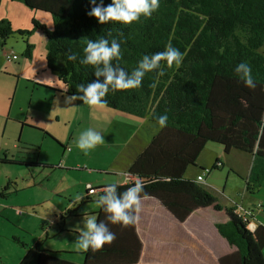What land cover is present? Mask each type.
I'll list each match as a JSON object with an SVG mask.
<instances>
[{
    "label": "trees",
    "instance_id": "obj_1",
    "mask_svg": "<svg viewBox=\"0 0 264 264\" xmlns=\"http://www.w3.org/2000/svg\"><path fill=\"white\" fill-rule=\"evenodd\" d=\"M8 1L49 14L52 28L33 18L31 30H13L8 19H0V49L8 38L17 35L25 38L23 56L31 59L34 46L28 38L40 31L45 38L46 67L63 84L68 97L80 94L77 85L103 79L95 77L93 66L79 62L84 57L85 39H122L121 58L113 63L129 73L144 55L162 52L169 43L184 54L180 66L169 67L161 61L162 68L147 73L139 88H110L104 98L106 108L144 118L158 128L125 174L140 178L147 198L156 200L179 223L201 209L223 212L225 221L216 223L215 228L235 251L219 258L218 264H264V227L256 225L250 232L246 222L235 214L234 205L222 207L196 178L183 177L189 166L196 165L206 143L214 142L225 153L238 150L251 155L246 191L264 183V55L260 52L264 46V0H158L159 7L151 16H141L130 25L113 21L100 24L88 15L90 0ZM111 2L104 0V5ZM70 53H76L78 59L69 61ZM240 62L251 66L256 87L227 90L217 79L239 80L234 69ZM164 114L168 121L160 127L156 121ZM0 161L58 168L35 160ZM135 180L118 185V194ZM105 187H92L91 195L87 189L79 204L92 201L91 196L98 198ZM69 214L68 209L60 216L58 233L64 232V217ZM95 215L98 222L104 220L116 238L110 245L82 252L80 264H137L142 243L136 222L127 227L111 224L100 207ZM59 253L42 250L37 242L19 264H79Z\"/></svg>",
    "mask_w": 264,
    "mask_h": 264
},
{
    "label": "rangeland",
    "instance_id": "obj_2",
    "mask_svg": "<svg viewBox=\"0 0 264 264\" xmlns=\"http://www.w3.org/2000/svg\"><path fill=\"white\" fill-rule=\"evenodd\" d=\"M35 32L31 41L39 54L43 46L38 43L40 33ZM24 41L25 38L13 35L0 49V156L37 160L58 168L0 163V264H19L28 248L37 242L42 250L60 252L61 257L80 264L85 249L79 248L76 241L86 218L99 209L96 196L81 205L80 198L91 186H104L103 182L113 177L125 179L128 167L158 128L144 118L106 107L89 106L80 100L66 102L65 93L57 92L56 98L51 99L44 90H35L34 82L15 71L22 68L23 73L28 74L42 64L38 56L34 63L24 58ZM9 50L18 56L13 63L4 59V52ZM260 52L264 55V46ZM217 80L227 90L248 89L239 80ZM89 128L100 132L105 144L85 155L76 142L80 133ZM45 132L62 144V158V148ZM69 158L68 165L76 167L62 170L58 163L63 164ZM251 163L252 157L247 153L238 150L225 153L221 145L208 142L199 153L196 165L189 166L183 177L194 180L203 168V181L198 184L222 207L237 200L240 206L236 211L242 219L241 211L257 204L260 208L263 206L264 183L242 196ZM156 204L154 202L153 212L139 211L137 233L144 248L137 264H217L216 257L202 253L210 247L206 242L211 239L212 222L217 221L212 215L197 214L183 228ZM68 209L71 214L64 217V232L58 233L60 216ZM220 242L227 251L225 243ZM189 243L198 249H193Z\"/></svg>",
    "mask_w": 264,
    "mask_h": 264
},
{
    "label": "clouds",
    "instance_id": "obj_3",
    "mask_svg": "<svg viewBox=\"0 0 264 264\" xmlns=\"http://www.w3.org/2000/svg\"><path fill=\"white\" fill-rule=\"evenodd\" d=\"M90 5L88 15L96 18L100 24L113 21L121 25H130L138 21L141 16L149 17L159 7L158 0H112L107 6L104 5V0H99V3L97 0H90ZM118 35L122 37L123 34L118 33ZM122 42V39L112 38L109 41L103 37L97 40H84V57L79 62L82 65L93 66L95 77L103 79H96L86 85H77L76 90L80 94L68 97L66 102L80 100L89 106L104 108L107 106V100L104 98L110 88L111 90L139 88L147 73L162 68L161 61L166 62L169 67L173 64L178 67L184 60V54L169 43L162 52L144 55L135 69L129 73L118 64L113 63L114 60L119 61L121 58ZM67 59L76 61L78 56L76 53H70L67 55ZM234 72L246 87L250 89L256 87L252 68L247 62L238 63ZM160 74L162 75L163 72L161 71ZM167 121L168 116L164 114L159 116L156 122L160 127H164ZM102 144H105V141L101 133L91 128L82 131L76 142L77 148L82 150L85 155ZM117 187L116 183L108 184L104 188L103 194L97 198L96 204L107 214L106 219L111 224L127 227L135 224L137 219L135 213L140 209L141 200L146 199L148 194L144 193L145 185L140 178H137L132 186L119 194ZM115 238V233L109 229L104 220L98 222L95 215H89L84 221V229L80 232L76 244L85 250L90 247L100 249L104 245H110Z\"/></svg>",
    "mask_w": 264,
    "mask_h": 264
},
{
    "label": "crops",
    "instance_id": "obj_4",
    "mask_svg": "<svg viewBox=\"0 0 264 264\" xmlns=\"http://www.w3.org/2000/svg\"><path fill=\"white\" fill-rule=\"evenodd\" d=\"M3 18L9 20L13 30H29L30 27H32L31 20L33 18L36 21H38L39 23H41L44 26H46V28H48V29L52 28V20H51V17H50L49 14L44 13V12H33V11H30L23 4H21L19 2H12V1H8V0H2L1 3H0V19H3ZM35 33H40V36H39V39H38V43H39L40 46H43V49H41L39 51V54H37V48H36V46H34L33 42L31 41V38L34 35L33 36L31 35L32 37L30 36L28 38V42L30 44H33V46H34V48L32 50V53H31V59H26L25 57L24 58L27 61H29L31 63H34L35 60H36V57L38 56V59L42 60L41 61L42 64L39 65L38 69H36V70L33 69V71L28 73V74H24L22 68H16L15 71L19 72V75H24L25 78H27V79L31 80L32 82H34L35 86H36L35 90L40 88L38 90H44V92L47 94L48 97H50L51 99H54L57 96V92L58 93L59 92L64 93L65 87L63 86V84L60 81H58L57 77L54 74H52L47 69L46 61H45V49H44L45 38H44L43 34L40 31H36ZM56 116L58 118V115H56ZM40 127L45 129L47 132H50L49 129L45 128L44 126H40ZM47 132H45L46 135L48 137H51ZM52 140H54L59 145V147L62 148V152H61V158H62V156L64 154V152H63L64 148H63L62 144L59 141H57L56 139H54V138H52ZM66 150L68 151V148ZM4 158L8 159V160H17V161H32V160L8 158L6 155H3L2 158L0 156V160H2ZM35 161H37V160H35ZM68 161H70V158L67 161L64 160L63 164L58 163L59 166L61 165L60 168H62V170L69 171L71 169V167H76V166H69L68 165ZM0 163H2V162L0 161ZM43 164L53 165V164H47V163H43ZM77 167L80 168L79 164L77 165ZM111 172L114 173L115 169H113ZM120 178H121V176L120 177H113L112 180L103 182L104 186H99V188L100 187H105V186H107L110 183H116L117 185H123V184H127L128 183V182L125 181V179H120ZM88 185L89 184H87V186ZM87 186H86V188H87ZM89 186H91V185H89ZM91 187H93V186H91ZM244 189H245V187H244ZM244 189L242 190V192L244 193L242 196L247 194V191H244ZM86 190H85V193H86ZM154 202L157 203L156 205L159 207L160 210H162L163 212H165V213L170 215V213L164 207H162L156 200L151 199V198H147V199H142L141 200L139 211L141 209H146V210H149L150 212H153V210H155L153 208L154 207V205H153ZM235 204L238 205L237 200H233L232 203H228L227 206H225V207H232ZM247 204L251 205V203H247ZM257 205L255 206L257 209L255 207H254L255 209L254 208H246V209H249V210L252 211V218H250V220L252 222H254L257 226L260 225V226L264 227V199L262 200V205H263L262 208H258ZM139 211L136 212V217H137V219H136V229H137V231H138V223L137 222H138V219H139ZM15 212H17V211L15 210ZM197 214H199V215H205V214L212 215L213 218L217 220V221H213L212 222V227L213 228H212V232H211V234H212L211 235V239H210V241L206 242V244L210 245V247H208V249H206V251L202 250V253H205V255L208 256V257L210 255H213L214 257H216L217 258L216 259V263L218 264L219 258H221L222 256L230 254V253L235 251V249L233 247L229 246L227 244V242L225 241V239H223L219 235L217 229L215 228V224L216 223L225 221L224 213L223 212H216V211L212 210L211 208L201 209V210H198V211L192 213L185 222L179 223L178 225L179 226L181 225L184 228L185 226L189 225L188 222L192 218H194V216H197ZM199 218H201V217H199ZM199 230H200V232L203 233L202 229H199ZM197 235H198L197 238L200 239V235L199 234H197ZM215 235L218 236L219 241H218V239L216 238ZM201 238L203 239V235L201 236ZM140 240H141V238H140ZM220 241H223L225 243L226 248L228 247L227 251H224L225 248L222 246L223 243H221ZM214 242H217V243L215 244ZM141 243H142V248H144L143 247L144 244H143L142 240H141ZM189 246L193 247V249H195V248L198 249V247L197 246H193L192 243H189ZM211 246H213V247H211ZM200 247H202V246H200ZM221 249H222V251H220ZM142 254H143V252L141 251V256H142ZM261 254H262V257H263V260H264V247L261 249ZM141 256H140V258H141Z\"/></svg>",
    "mask_w": 264,
    "mask_h": 264
},
{
    "label": "built area",
    "instance_id": "obj_5",
    "mask_svg": "<svg viewBox=\"0 0 264 264\" xmlns=\"http://www.w3.org/2000/svg\"><path fill=\"white\" fill-rule=\"evenodd\" d=\"M4 59L8 63H12V62H14V61H16L18 59V56L12 50H9V51H5L4 52ZM202 174H203V172L196 177V181L197 182H202L203 181V177L201 176ZM133 180H135L133 177L125 174V181L126 182H131ZM87 189H88V194L89 195L94 193V190L92 189V187H89ZM239 206L240 205H236L235 204V207H236L235 214L240 218V216L237 214V211H236L237 207H239ZM257 207L260 208L261 205L258 204ZM241 217H242V220L246 222L247 229L249 231H253L255 229V227H256V224L250 220V218H252V211L249 210V209H246L245 211H241Z\"/></svg>",
    "mask_w": 264,
    "mask_h": 264
}]
</instances>
